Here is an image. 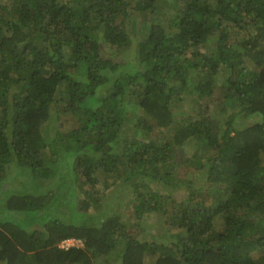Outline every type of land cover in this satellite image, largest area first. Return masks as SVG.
<instances>
[{
	"label": "trees",
	"instance_id": "16d2710c",
	"mask_svg": "<svg viewBox=\"0 0 264 264\" xmlns=\"http://www.w3.org/2000/svg\"><path fill=\"white\" fill-rule=\"evenodd\" d=\"M159 2L0 3L1 264H264V0H172L175 30L150 20L135 47L141 71L128 73L131 38L117 18H150ZM250 28L242 47L229 44ZM254 114L259 122L235 126ZM186 164L197 180L177 177ZM17 168L23 180L11 179ZM96 183L132 198H111L109 210ZM153 214L166 241L134 233L146 235ZM70 238L80 245L60 246Z\"/></svg>",
	"mask_w": 264,
	"mask_h": 264
},
{
	"label": "rangeland",
	"instance_id": "374dc122",
	"mask_svg": "<svg viewBox=\"0 0 264 264\" xmlns=\"http://www.w3.org/2000/svg\"><path fill=\"white\" fill-rule=\"evenodd\" d=\"M0 3L5 4V3H7V0H0ZM173 7L174 6L172 5V0H160V2L158 4L159 10H157L154 15L150 14V18L147 17L149 15V13H151L149 10L145 11V13H144L145 16H143L142 14L137 13V12H131L128 17L124 18V17L120 16L119 18H117V21L120 22V24L123 26V28L125 30H127V32L130 35V38H131V43H132L131 49L125 53L126 55L124 54L125 56H124L123 62H125V63L122 66L128 73L130 72L131 74H136L138 71L139 72L141 71L140 66L135 62V58H136L135 47L137 46L136 45L137 41L142 37V35H144L147 32L150 20H152V19H154V17H156L158 20H160L161 24L166 29H169V31L175 30L174 24H175V19L177 18L176 17L177 15H176L175 8H173ZM134 18H135V20H133ZM145 18H146V20L144 21L143 19H145ZM172 25L174 26L173 28L171 27ZM169 26H170V28H169ZM254 33H255V31L253 28H250V29H247L244 31H240V32H236L235 34L231 35V37L229 39V44L236 46V48L238 49V47H242L240 42L242 40L248 38L250 35H252ZM102 40H103V38H102ZM212 43H213V41L211 40V43L203 44L201 46V51L207 52L210 49H213ZM102 45H103L105 51H107L108 53L112 52L111 47L107 43H103ZM245 61H246V67H248V69H250V70L257 69L254 67V65L252 64V62L248 58H246ZM227 72L225 71V74ZM218 86H219V84L217 83L216 87H218ZM133 89H136V88L134 87ZM216 92L218 93L219 91L217 90ZM127 99L130 100L131 98L128 97ZM175 106H177V105H175ZM187 106H188L187 109H191L194 112V109L196 107L195 105L192 106L193 108L192 107L190 108L189 105H187ZM233 106H237V105H233ZM175 109L180 111L181 106H178V108L176 107ZM219 109H220V106H218V104H215L214 102L211 103L212 112L218 111ZM231 109H232V107H229L228 110L224 111V113L218 112V116L220 118V121L224 122V120L227 118V113L229 114ZM216 113L217 112H215L214 115ZM3 114H4V110L1 109L0 115H3ZM179 115L180 114H177V117ZM260 117H262V116L259 114H254V115H250V117L238 118L237 120H235V126H237L239 128H244V127H246L252 123L259 122L258 120L260 119ZM52 127H53V121H52ZM55 128H56V126H54L53 129L55 130ZM165 134H166V136H168L169 132H165ZM187 144L188 145L185 147L184 153L187 156H191L192 154H195V148L193 147L192 142L189 141ZM205 160H206V158L203 157L202 161H205ZM10 166H8L9 170L11 169ZM12 167H15V166H12ZM62 170H63L62 171L63 173L68 172V171H66V167H62ZM177 171H178L177 177L179 179L185 178V179H188L190 181L194 180V179L197 180L199 177V173H200V171L196 169L194 164H192V165L186 164L185 167L179 166ZM23 174L25 175L26 172L22 168H19V169L17 168V170L11 175V179H14L15 177H17L18 179L23 180V178L21 177ZM64 175L67 177L66 174H64ZM82 179L83 178H81V180ZM21 180L20 181L17 180V181H19L18 182L19 185L22 186L23 181H21ZM57 181H59V180H57ZM78 182H79V180H78ZM82 182H84V181H82ZM82 182H81L80 188L78 189V193L80 194L79 195L80 197H82L83 190L88 188V185L84 184L85 182L84 183H82ZM36 187H38V185L33 184V189H35ZM120 188L121 187L112 186L110 189L104 190L102 188L101 183H96L94 185L93 190H96L99 193L106 194L107 201H105V203H104L106 205L105 207H108L109 210H112L113 207L116 208L117 206L116 205L114 206L113 204L111 205L109 203L110 201H112L111 198L113 199L112 203L117 201L118 198H122L123 200H129L132 198L133 192L130 188H126V187H122L121 189ZM113 189H115L116 191H113ZM176 190H177V192H176V195L174 196V198H176L177 200L182 199V201H183L185 195L190 194L191 188H189L188 185H186V183H185L183 186L180 185V188H177V189L174 188L172 190V192L175 193ZM117 193H118L119 197H114V195H116ZM192 197H194L193 194L190 196L191 200L187 203L186 206L189 205L188 207H191L193 205L194 200L192 199ZM103 201H104V199H103ZM121 210H122V208H121ZM151 219L147 218V221H151V226L149 228L145 229L146 235L141 228H135L134 227V229H135V230L133 229L134 233H136L140 239L142 238V239L153 240V241H158V242L166 241V239H167L166 228L162 225V223H160L158 221L159 218L155 214L152 215ZM212 224L217 230L222 229V225H223L222 217H218V216L215 217ZM76 245H80V241ZM260 253H261V251L255 250L253 252V257L257 258L260 255ZM102 261H104V260H102ZM0 264H1V262H0ZM93 264H99V263H98V261L94 260ZM104 264H106V262ZM110 264H120V262L115 260V261L110 262ZM143 264H154V259L152 257L145 256L144 260H143Z\"/></svg>",
	"mask_w": 264,
	"mask_h": 264
},
{
	"label": "built area",
	"instance_id": "2783aa9c",
	"mask_svg": "<svg viewBox=\"0 0 264 264\" xmlns=\"http://www.w3.org/2000/svg\"><path fill=\"white\" fill-rule=\"evenodd\" d=\"M75 241H76L75 239H67V240L62 241V242L60 243V246H61V247H65V248H67V247H69V246L74 245Z\"/></svg>",
	"mask_w": 264,
	"mask_h": 264
},
{
	"label": "clouds",
	"instance_id": "9594fccd",
	"mask_svg": "<svg viewBox=\"0 0 264 264\" xmlns=\"http://www.w3.org/2000/svg\"><path fill=\"white\" fill-rule=\"evenodd\" d=\"M70 239H73V238H70ZM79 243V241H75V243H74V245H76V244H78ZM74 245H72V246H74Z\"/></svg>",
	"mask_w": 264,
	"mask_h": 264
},
{
	"label": "crops",
	"instance_id": "0c3cea01",
	"mask_svg": "<svg viewBox=\"0 0 264 264\" xmlns=\"http://www.w3.org/2000/svg\"><path fill=\"white\" fill-rule=\"evenodd\" d=\"M4 187H5V184H4Z\"/></svg>",
	"mask_w": 264,
	"mask_h": 264
}]
</instances>
